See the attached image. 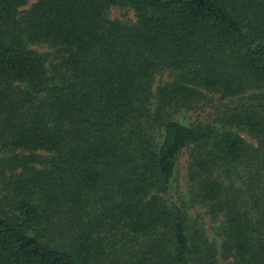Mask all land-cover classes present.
Returning <instances> with one entry per match:
<instances>
[{"label":"trees","instance_id":"1","mask_svg":"<svg viewBox=\"0 0 264 264\" xmlns=\"http://www.w3.org/2000/svg\"><path fill=\"white\" fill-rule=\"evenodd\" d=\"M0 264H264V0H0Z\"/></svg>","mask_w":264,"mask_h":264},{"label":"rangeland","instance_id":"2","mask_svg":"<svg viewBox=\"0 0 264 264\" xmlns=\"http://www.w3.org/2000/svg\"><path fill=\"white\" fill-rule=\"evenodd\" d=\"M110 17L112 19H118L121 21H133V12L132 11H126V10H119L117 7L113 8L110 12ZM165 80V77H159V81ZM193 118V117H192ZM187 119L191 121L187 115ZM187 160H188V151L186 149H183L177 156L176 160V171H175V183L172 185L174 187V191L176 192H182L184 193L186 191V167H187ZM211 224L207 223V230H208V236L209 240H215L216 242H219L218 238L216 237L213 230H211Z\"/></svg>","mask_w":264,"mask_h":264}]
</instances>
